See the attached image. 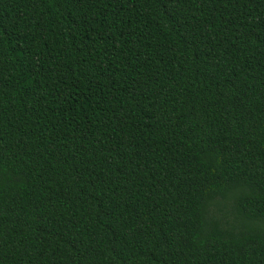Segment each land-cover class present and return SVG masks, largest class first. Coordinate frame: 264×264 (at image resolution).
Segmentation results:
<instances>
[{
	"label": "trees",
	"instance_id": "16d2710c",
	"mask_svg": "<svg viewBox=\"0 0 264 264\" xmlns=\"http://www.w3.org/2000/svg\"><path fill=\"white\" fill-rule=\"evenodd\" d=\"M0 264H264V0H0Z\"/></svg>",
	"mask_w": 264,
	"mask_h": 264
}]
</instances>
